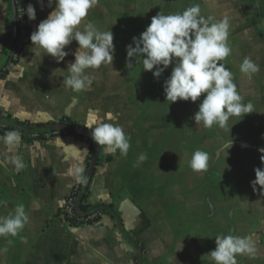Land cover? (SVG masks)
Instances as JSON below:
<instances>
[{"label": "crops", "instance_id": "0c3cea01", "mask_svg": "<svg viewBox=\"0 0 264 264\" xmlns=\"http://www.w3.org/2000/svg\"><path fill=\"white\" fill-rule=\"evenodd\" d=\"M43 2L42 8L29 0L36 10V19L28 18L30 36L55 7ZM193 4L205 17H228L232 51L222 63L242 102L254 105V112L230 118L225 129L196 124L203 94L196 102L166 100L163 83L171 66L157 79L143 70L142 58L127 56L132 38L152 17ZM7 19L8 5L0 0V65L10 40ZM89 21L111 31L115 46L112 64L86 70L94 76L91 88L76 93L63 85L76 41L59 63L31 42L0 82V111L31 124L70 120L91 133L86 125L122 126L131 136L128 154L111 156L101 147L87 199L110 212L89 225L72 226L61 217L77 175L85 177L90 162L83 139L66 134L40 143L21 137L12 148L0 140V201L6 202L0 216L23 203L30 217L22 232L8 237L12 245L0 237V264H215L208 256L215 237L229 233L250 236L257 248L254 259L238 255V264H264V190L254 192L250 183L254 169L264 166L258 151L264 148V0H98L84 23ZM245 57L260 67L251 79L240 71ZM197 149L209 154L207 171L190 167ZM141 153L148 158L137 165ZM13 156L26 165L19 173Z\"/></svg>", "mask_w": 264, "mask_h": 264}, {"label": "clouds", "instance_id": "9594fccd", "mask_svg": "<svg viewBox=\"0 0 264 264\" xmlns=\"http://www.w3.org/2000/svg\"><path fill=\"white\" fill-rule=\"evenodd\" d=\"M38 2L43 8V0ZM97 3L98 0H47L48 7L53 4L55 7L30 36L33 45L42 48L58 63L69 55L65 49L73 41L78 43L79 47L73 53L75 60L68 66L69 75L63 79V85L76 93L91 88L93 84L94 76L86 74V70H97L102 65L112 64L114 59L112 32L100 31L91 21L84 23L89 10ZM26 12L30 20L36 19L33 5L29 4ZM82 24L83 29L80 27ZM229 29L228 17L221 20H216L213 16L205 17L201 14L199 4H193L183 12L174 14L159 12L152 17L139 37L132 38V44L126 48L127 56L142 58L143 70L151 71L157 79L171 66V73L163 83L166 100L196 102L203 94L199 110L194 114L196 124L200 125L202 122L205 128L216 125L225 129L230 118L254 112L252 102H242L244 97L237 90L233 73L222 63L232 51L228 44ZM127 67L130 69L134 65L129 62ZM240 71L251 79L260 71V67L245 57ZM86 127L91 129L94 142L105 146L108 155L115 156L119 150L121 156H127L131 136L125 133L122 126L101 123L94 128L91 125ZM0 140L12 148L20 144L21 135L19 131H9ZM258 151L262 153L260 160L264 165V148ZM147 158L146 153H141L137 158V165ZM10 163L17 173L26 167L20 156H13ZM190 167L195 172L207 171L209 154L197 149L192 155ZM82 171L77 169L78 173ZM254 172L255 179L250 182L253 191L257 190V186L264 190V166L255 168ZM76 179L80 183L86 182L83 175H77ZM5 203L0 201V204ZM29 219L25 205L17 204L14 213L0 216V237L5 238L8 245H12L13 240L8 237H16L22 232ZM215 244V250L208 254L215 264H238V255H247L253 259L256 257L257 248L250 236L242 237L231 233L217 235ZM3 251H7V248Z\"/></svg>", "mask_w": 264, "mask_h": 264}, {"label": "trees", "instance_id": "16d2710c", "mask_svg": "<svg viewBox=\"0 0 264 264\" xmlns=\"http://www.w3.org/2000/svg\"><path fill=\"white\" fill-rule=\"evenodd\" d=\"M4 1L8 5L7 29L10 33V40H9L7 47L4 49L2 62L4 61V59L7 56V51H8L10 44H11V38H12L13 26H12V21H11V12H12L11 4H12V2H14L16 5V12H17L16 38H17V40L21 37V31H22L20 28L21 18L24 17V18L28 19L26 9L30 4L29 0H4ZM16 54H17V50L14 49L12 52V55L8 61L7 66L0 73V82L3 79H5L8 76V74L10 73L11 69L8 68L9 65L10 66H16L19 63L20 58L15 59ZM50 126H57V127L61 126V128H63V132L65 133V134L64 133L60 134L61 136L69 134V135H76L81 139H84L85 137L88 138V143L90 145V151H91V157H90V162L88 164L86 174L90 168L91 161L95 160L96 167L99 165L100 155H101L100 149L102 146H99L98 144H96L94 142V140L92 139V133L89 132L86 128L79 126V125L71 122L70 120H61L59 122L44 124V125L43 124H31L28 122H17V121H14L10 116H4L3 113L0 111V134L2 136H4L9 131L15 130V131H19L20 134H23V136L25 138V136L27 137V135L32 134L34 132H38V131L39 132H45V131L49 130ZM25 139L30 141V142L33 141L30 138H25ZM95 173H96V169L94 171L93 177H94ZM90 183H91V181L88 183V190L84 194V198H83V201L84 200L86 201V204L83 203V205H82V210L84 213L89 212V209L90 210L95 209V208L89 206L87 203V199L89 197ZM82 186H83L82 183L77 182L74 185L73 189L74 190H76L78 188L81 189ZM98 209L103 214H107L108 212H110L109 209H106V208L105 209L104 208H98ZM72 225L77 226V224L74 221H72Z\"/></svg>", "mask_w": 264, "mask_h": 264}, {"label": "built area", "instance_id": "2783aa9c", "mask_svg": "<svg viewBox=\"0 0 264 264\" xmlns=\"http://www.w3.org/2000/svg\"><path fill=\"white\" fill-rule=\"evenodd\" d=\"M20 28H21V37L17 40L15 39V43L13 46V50H17V54L15 56V59L20 58L22 52L25 50V48L30 45V32H29V26H28V19L22 17L20 21ZM12 50V52H13ZM12 55V53H11ZM10 55V57H11ZM9 57V59H10ZM8 59V61H9ZM8 64V62H7ZM6 64V66H7ZM5 66V67H6ZM4 67V69H5ZM14 66L9 65V69H12ZM64 132L60 129H58L56 126L49 127V130L45 132H34L32 134L25 136V138H30L33 141L43 143L49 139H51L54 136H61L60 134H63ZM65 134V133H64ZM22 138H24L23 134H20ZM85 142L88 143V138L85 137L83 139ZM92 163V161H91ZM91 166V165H90ZM90 169V168H89ZM89 171V170H88ZM88 174V172H87ZM87 174L85 176L86 182H83V186L81 189H72L70 195L66 198L64 207L61 211V217L66 222L70 223L72 225V221H74L77 226L79 225H89L94 224L98 222L102 216L104 215L98 208L89 209V212L84 213L82 210L83 203L86 204V201H83L84 194L87 192L88 189L85 190L86 186H88L87 183ZM80 183V182H79ZM74 187V186H73ZM74 226V225H72Z\"/></svg>", "mask_w": 264, "mask_h": 264}, {"label": "water", "instance_id": "95a60500", "mask_svg": "<svg viewBox=\"0 0 264 264\" xmlns=\"http://www.w3.org/2000/svg\"><path fill=\"white\" fill-rule=\"evenodd\" d=\"M11 9H12V12H11V21H12V26H13L11 44H10V46L8 48L7 56H6L5 60L0 65V73L3 71L4 67L6 66V64L8 62V59H9L11 53H12L13 46H14L15 39H16V33H17V31H16L17 12H16V5H15L14 2H12V4H11ZM57 128L63 131V128H61V126H58ZM95 169H96V162H95V160H93L92 163H91L90 169L88 171V174H87V183H89L90 181H92V178H93V174H94ZM86 189H88V186H86L85 190Z\"/></svg>", "mask_w": 264, "mask_h": 264}, {"label": "rangeland", "instance_id": "374dc122", "mask_svg": "<svg viewBox=\"0 0 264 264\" xmlns=\"http://www.w3.org/2000/svg\"><path fill=\"white\" fill-rule=\"evenodd\" d=\"M5 60V59H4Z\"/></svg>", "mask_w": 264, "mask_h": 264}]
</instances>
